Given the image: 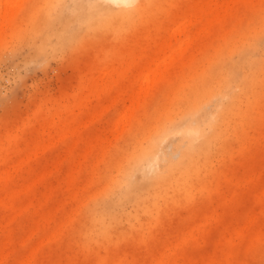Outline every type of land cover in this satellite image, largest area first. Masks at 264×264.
<instances>
[{
	"label": "rangeland",
	"instance_id": "374dc122",
	"mask_svg": "<svg viewBox=\"0 0 264 264\" xmlns=\"http://www.w3.org/2000/svg\"><path fill=\"white\" fill-rule=\"evenodd\" d=\"M94 1L0 0V264H264V0Z\"/></svg>",
	"mask_w": 264,
	"mask_h": 264
},
{
	"label": "bare ground",
	"instance_id": "6f19581e",
	"mask_svg": "<svg viewBox=\"0 0 264 264\" xmlns=\"http://www.w3.org/2000/svg\"><path fill=\"white\" fill-rule=\"evenodd\" d=\"M88 6L91 8L93 15L82 20V23H84L87 27L95 26L96 21L100 19L101 21L109 20L110 18L113 20L114 19H125V18L132 17L134 13L137 12L136 7L130 10H116L115 8L112 7L111 0H96L92 2L91 4L89 3ZM75 40L77 39H73V41ZM152 145H155V143H153ZM148 153H151V152L148 151ZM146 158L148 160V156Z\"/></svg>",
	"mask_w": 264,
	"mask_h": 264
},
{
	"label": "clouds",
	"instance_id": "9594fccd",
	"mask_svg": "<svg viewBox=\"0 0 264 264\" xmlns=\"http://www.w3.org/2000/svg\"><path fill=\"white\" fill-rule=\"evenodd\" d=\"M138 0H111L112 7L116 10H130L136 7Z\"/></svg>",
	"mask_w": 264,
	"mask_h": 264
}]
</instances>
